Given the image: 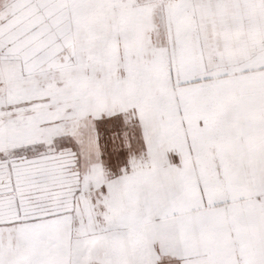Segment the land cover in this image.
Instances as JSON below:
<instances>
[{
    "label": "snow or ice",
    "instance_id": "obj_1",
    "mask_svg": "<svg viewBox=\"0 0 264 264\" xmlns=\"http://www.w3.org/2000/svg\"><path fill=\"white\" fill-rule=\"evenodd\" d=\"M0 264H264V0H0Z\"/></svg>",
    "mask_w": 264,
    "mask_h": 264
}]
</instances>
